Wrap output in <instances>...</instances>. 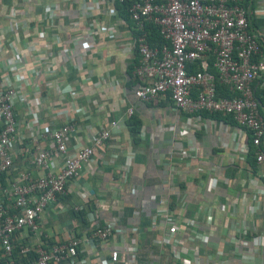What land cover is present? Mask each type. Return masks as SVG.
Here are the masks:
<instances>
[{
	"label": "crops",
	"instance_id": "1",
	"mask_svg": "<svg viewBox=\"0 0 264 264\" xmlns=\"http://www.w3.org/2000/svg\"><path fill=\"white\" fill-rule=\"evenodd\" d=\"M0 1V64L14 50L24 55L30 81L26 92L39 129L58 128L67 116L84 112L86 119L79 118L67 141L71 147L83 146L89 144L92 123L124 120L103 157L96 155L78 179L68 182L59 204L46 212L44 235L51 241L82 238L95 224H110L112 235L85 255L84 264H264L263 165L251 162L247 129L227 115L186 114L166 97L149 104L136 99L139 55L128 49L134 29L120 11L111 14L106 4L96 6L92 0ZM244 2L251 5L252 27L264 42V12L257 11L264 0ZM52 6L61 12L53 26L48 17ZM85 10L92 11L91 19ZM90 24L97 28L92 35ZM100 26L114 30L101 31ZM73 40H78L76 47ZM98 80L111 81L113 87L95 85ZM253 85L264 98V75ZM80 86L83 91L73 93ZM128 105L133 106L131 117L124 114ZM24 111L15 105L25 140L17 147L11 173L38 175L41 170L26 158L32 130ZM61 160L56 154V170ZM77 205L90 209L94 220L85 210L75 211ZM166 207L180 228L173 244L167 242L159 214ZM187 218L198 227L186 226Z\"/></svg>",
	"mask_w": 264,
	"mask_h": 264
},
{
	"label": "built area",
	"instance_id": "2",
	"mask_svg": "<svg viewBox=\"0 0 264 264\" xmlns=\"http://www.w3.org/2000/svg\"><path fill=\"white\" fill-rule=\"evenodd\" d=\"M92 1L96 6L106 4L111 14H119L116 0L113 4H109L110 0ZM49 10V22L53 26L54 18L61 12L56 6ZM251 10L244 0H131L127 12L138 34L133 36L128 49L139 55V63L134 66L136 99L149 104L162 96L170 100L174 109L186 114L205 111L230 116L249 131L256 162L263 165L259 178L264 183V107L253 85L264 75V42L252 27ZM257 11L264 12V6L257 7ZM8 16L13 20L15 15ZM84 16L91 19L93 13L85 10ZM146 23L158 27L165 40L159 47L149 45ZM77 24V21L70 23L75 29ZM95 29L90 24L88 33L92 35ZM100 29L114 30L106 26ZM76 42L73 40L72 46L76 47ZM68 52L74 55V48ZM190 66L194 69L190 70ZM25 68L24 55L15 50L0 64V173L5 175L4 183H0V264H84L85 255L108 239L114 228L108 223L95 224L82 238L71 235L51 241L42 233L45 215L59 204L67 183L78 179L96 155L103 157L104 147L124 120H111L107 126L92 123L89 144L69 146L67 141L77 130L79 118L84 120L87 116L84 112L78 118L67 116L58 128L39 129L36 113L28 101L26 90L30 81ZM98 84L113 87L111 81L98 80L95 85ZM217 84L227 86L233 95H218ZM80 91L82 86L73 89L75 94ZM20 104L26 110L24 117L32 130L26 158L41 170L38 175L24 170L16 175L11 173L17 147L25 140L14 112L15 105ZM132 113V105L124 108L126 117ZM58 153L62 160L56 170L54 157ZM73 209L85 210L86 217L94 220L95 214L85 206L77 205ZM159 214L169 233L167 242L173 244L179 225L167 207ZM209 214L207 209L208 220ZM185 223L198 227L196 220L190 218ZM131 256L136 257L135 251Z\"/></svg>",
	"mask_w": 264,
	"mask_h": 264
},
{
	"label": "trees",
	"instance_id": "3",
	"mask_svg": "<svg viewBox=\"0 0 264 264\" xmlns=\"http://www.w3.org/2000/svg\"><path fill=\"white\" fill-rule=\"evenodd\" d=\"M130 2H131V0H126L123 3H119L117 0L115 2L117 7H118V9H119V11H120V13L122 14V16L126 20H131V18L129 17V14L127 12V8H128V5L130 4ZM145 30L147 32L148 42H149V45L151 47H156V46L159 47L161 44H163L165 42V40L162 38V36L159 33L158 27H156L153 23H146ZM135 34H138V30L134 29V35ZM193 69H194V67L190 66V70H193ZM217 94L220 95V96H223V95L232 96L233 95L227 89V86H225V85L222 86V85H219V84H217ZM255 94H256V97L258 98L260 104L262 106H264V98L259 96L256 90H255ZM201 112H205V111H201ZM205 113H207V112H205ZM207 114H209V113H207ZM209 115H211V114H209ZM211 117H216L217 118V117H222V116H219L217 114H213V115H211ZM251 150H252V152L250 154L248 153L251 156L250 158H252L251 162H256L255 149H254L253 146H252ZM4 176H5L4 173H0V183L1 184L4 183ZM42 233H43V231H42Z\"/></svg>",
	"mask_w": 264,
	"mask_h": 264
},
{
	"label": "rangeland",
	"instance_id": "4",
	"mask_svg": "<svg viewBox=\"0 0 264 264\" xmlns=\"http://www.w3.org/2000/svg\"><path fill=\"white\" fill-rule=\"evenodd\" d=\"M46 228H47V226H46Z\"/></svg>",
	"mask_w": 264,
	"mask_h": 264
}]
</instances>
